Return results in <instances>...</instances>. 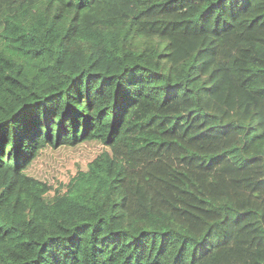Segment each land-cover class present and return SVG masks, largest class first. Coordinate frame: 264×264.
I'll use <instances>...</instances> for the list:
<instances>
[{
	"label": "trees",
	"instance_id": "trees-1",
	"mask_svg": "<svg viewBox=\"0 0 264 264\" xmlns=\"http://www.w3.org/2000/svg\"><path fill=\"white\" fill-rule=\"evenodd\" d=\"M0 264H264V0H0Z\"/></svg>",
	"mask_w": 264,
	"mask_h": 264
},
{
	"label": "rangeland",
	"instance_id": "rangeland-1",
	"mask_svg": "<svg viewBox=\"0 0 264 264\" xmlns=\"http://www.w3.org/2000/svg\"><path fill=\"white\" fill-rule=\"evenodd\" d=\"M185 13H176V15H185ZM175 15V16H176ZM234 47V38L223 46L221 55L227 54ZM103 149L99 142H84L78 147H61L52 149L50 147L41 149L40 153L31 162L28 172L48 179L53 183L58 181L68 182L79 166H86V163L96 156Z\"/></svg>",
	"mask_w": 264,
	"mask_h": 264
}]
</instances>
